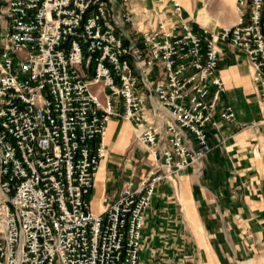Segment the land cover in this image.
<instances>
[{"label":"built area","instance_id":"2783aa9c","mask_svg":"<svg viewBox=\"0 0 264 264\" xmlns=\"http://www.w3.org/2000/svg\"><path fill=\"white\" fill-rule=\"evenodd\" d=\"M150 22L133 0H0V264H138L159 184L211 150L222 105L219 43L241 52L264 124V0H235L237 23L209 31ZM111 118L130 121L152 163L103 213L90 195Z\"/></svg>","mask_w":264,"mask_h":264},{"label":"crops","instance_id":"0c3cea01","mask_svg":"<svg viewBox=\"0 0 264 264\" xmlns=\"http://www.w3.org/2000/svg\"><path fill=\"white\" fill-rule=\"evenodd\" d=\"M150 7V22L171 27L168 3L133 0ZM181 19L215 31L237 23L235 0H177ZM218 75L225 91L221 104L234 117L208 130L211 150L200 175L182 171L159 184L145 213L138 264H264V124L259 91L245 56L219 43ZM104 156L94 175L92 213L101 214L117 199L125 181L138 183L152 163L147 146L135 141L133 124L111 118L102 138Z\"/></svg>","mask_w":264,"mask_h":264},{"label":"rangeland","instance_id":"374dc122","mask_svg":"<svg viewBox=\"0 0 264 264\" xmlns=\"http://www.w3.org/2000/svg\"><path fill=\"white\" fill-rule=\"evenodd\" d=\"M1 21H2V23H3V20H0V32H1Z\"/></svg>","mask_w":264,"mask_h":264}]
</instances>
